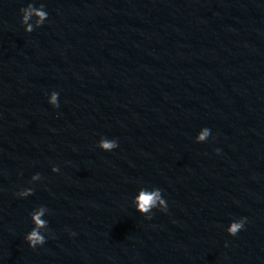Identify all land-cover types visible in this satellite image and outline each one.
I'll return each instance as SVG.
<instances>
[{
	"label": "clouds",
	"instance_id": "clouds-1",
	"mask_svg": "<svg viewBox=\"0 0 264 264\" xmlns=\"http://www.w3.org/2000/svg\"><path fill=\"white\" fill-rule=\"evenodd\" d=\"M24 12L23 15V21L27 23V21L30 19V17L35 14L39 17L38 23L42 22L43 19L46 17V13L43 11H39L34 9L31 5L28 6L27 9H22ZM28 31H31V25L28 26ZM52 103H56V95H53L52 97ZM208 135V130L205 129L201 135L199 136L200 140H204L205 137ZM117 142L116 141H103L101 143V147L105 149L106 151H111L113 148H116ZM164 205V201L160 198V192L159 191H153V192H146L142 191L140 195L137 197V207L138 210L142 213H148L152 208L156 207L157 204ZM167 208H164V211H166ZM43 210L41 212L35 214L33 216V220L37 226H44L45 222L40 219V216L42 215ZM151 217H149L150 219ZM242 228V223H234L229 228V232L235 236L237 232H239ZM27 241L29 242V245L33 248H35L37 245H43L45 243V238L40 234L38 229H33L30 234L26 237Z\"/></svg>",
	"mask_w": 264,
	"mask_h": 264
}]
</instances>
